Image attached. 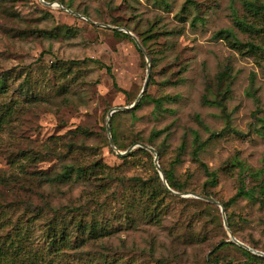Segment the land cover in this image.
<instances>
[{
    "label": "rangeland",
    "instance_id": "obj_1",
    "mask_svg": "<svg viewBox=\"0 0 264 264\" xmlns=\"http://www.w3.org/2000/svg\"><path fill=\"white\" fill-rule=\"evenodd\" d=\"M44 1L63 4L0 0V249L52 264H264L229 237L264 253V0ZM111 27L148 35V59ZM147 64L138 103L110 117L114 149L107 113L133 103ZM137 143L175 191L218 201L229 231L217 204L163 192ZM69 167L85 175L56 178Z\"/></svg>",
    "mask_w": 264,
    "mask_h": 264
},
{
    "label": "trees",
    "instance_id": "obj_2",
    "mask_svg": "<svg viewBox=\"0 0 264 264\" xmlns=\"http://www.w3.org/2000/svg\"><path fill=\"white\" fill-rule=\"evenodd\" d=\"M189 1L190 0H186V2H189ZM60 3L63 4L62 1H60ZM250 5L253 6V4H250ZM114 33L116 35L120 36V37H128L127 33H124V32L119 31V30H114ZM139 36H141L139 38V42L141 43V45L143 47H145L146 46L145 45L146 44L145 41H146V38H147L148 35H143V37H142V35H139ZM226 37H233V34L230 31H226ZM249 48H253V44H249ZM98 63H99V65L102 68H105L107 73L110 74L111 77L113 78V75L111 73V68L109 66H107V65H104L103 63H100V62H98ZM113 85L115 87H117V84L114 81V79H113ZM3 87H4V79L0 78V92L3 90ZM153 102L155 103V106L157 107L159 105L160 100L159 99H153ZM10 111H11V107H5L4 110L0 109V129H1V125H2V123L4 121V115L10 114ZM111 134H112L111 137H112L113 144L115 145V147L117 149H120V146H119V144L117 142L116 136L114 135L112 130H111ZM199 145L200 144H198L197 146H199ZM180 148L182 150V146ZM141 149H143V148H141ZM74 169H75L74 167H69L63 174L58 175L56 178L59 179V180L60 179H67L69 177V174L71 173V171H73ZM204 169H205V171H207V168L205 166H204ZM75 170H76V174H77L78 177H83L85 175V171H83L81 168H76ZM163 173L165 175V178H166L167 183L169 184V186L173 190H180L179 189L180 187L174 183L171 174L166 172V171H163ZM156 178L160 179V177L158 175V172L156 173ZM161 188H162L163 192L168 193V190L165 188V186L163 184H161ZM237 194L238 195H243V196H246V197H249V198H254V196H255L254 195V190H245L242 186L240 187V189H239ZM259 194H260L259 195L260 198L264 195V187H259ZM205 196H209V195H205ZM262 202H264V201L262 200ZM77 226L79 227L78 230H79V233H80L82 228H83L82 227V222L78 221ZM92 229L93 228L90 227V231H91V232L89 231L90 233L93 232ZM60 236L62 237L63 233H60ZM55 240H56L55 235H52V236H50L49 243L51 245H54L55 242H56ZM0 263H5V264H52L50 262H45L43 260L42 255H40V254H34L33 256L28 258L27 261H26L23 258V256L19 254V252H16V251H7V252H5L2 249H0Z\"/></svg>",
    "mask_w": 264,
    "mask_h": 264
},
{
    "label": "water",
    "instance_id": "obj_3",
    "mask_svg": "<svg viewBox=\"0 0 264 264\" xmlns=\"http://www.w3.org/2000/svg\"><path fill=\"white\" fill-rule=\"evenodd\" d=\"M45 4L47 5H52L53 2H45L44 0H42ZM56 5H59L62 7V5L59 3V2H55ZM84 17V16H82ZM85 19H87L88 21H91L89 18L87 17H84ZM107 27H110L109 25H105ZM112 29L114 30H119V31H122L124 33H127L129 36L132 37V39L134 40L136 46L138 47V49L145 55L146 59H148L147 55L145 54V50L143 48V46L141 45V43L139 42V40L137 39V37L131 33L129 30L125 29V28H120V27H111ZM149 72H150V67L149 65L147 64V68H146V76H145V79H144V83H143V86L139 92V95L137 96V98L133 101L132 104L128 105V106H116V107H113L111 108L108 113H107V120H106V129H107V132L109 134V143L110 145L116 149L115 145L113 144V141H112V137L110 136V117L111 115L114 113V112H117V111H120V110H127V109H132L137 103L138 101L140 100V98L142 97V95L144 94L145 92V89L147 87V83H148V79H149ZM137 146L139 147H142L143 149H147L149 150L150 152L154 153V166L158 172V175L162 181V183L164 184V186L166 187V189L172 193V194H175V195H184V196H194V197H197V198H200V199H203L205 201H208V202H212V203H215L217 204L219 207H220V210L222 212V217H223V224L225 226V228L228 230V224H227V220H226V217H225V212H224V208L223 206L218 202L216 201L214 198H212L211 196H204V195H198V194H187V193H179L178 191H175L173 190L169 184L167 183V180L165 178V175L162 171V169L160 168L159 164H158V153L157 151L155 150V148L145 144V143H137ZM129 151V149H127L126 151L124 152H119L121 155H124L126 154L127 152ZM229 231V230H228ZM229 237H230V240L235 242L236 244L244 247L245 249L253 252V253H256V254H260V255H263L264 256V253L263 252H260V251H256V250H253L251 249L250 247H248L246 244H244L243 242L239 241L238 239H236L230 232H229Z\"/></svg>",
    "mask_w": 264,
    "mask_h": 264
},
{
    "label": "bare ground",
    "instance_id": "obj_4",
    "mask_svg": "<svg viewBox=\"0 0 264 264\" xmlns=\"http://www.w3.org/2000/svg\"><path fill=\"white\" fill-rule=\"evenodd\" d=\"M52 6H59V5H56V3H55V4H52Z\"/></svg>",
    "mask_w": 264,
    "mask_h": 264
}]
</instances>
